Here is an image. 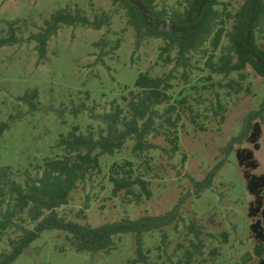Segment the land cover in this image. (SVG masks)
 <instances>
[{"label": "rangeland", "instance_id": "1", "mask_svg": "<svg viewBox=\"0 0 264 264\" xmlns=\"http://www.w3.org/2000/svg\"><path fill=\"white\" fill-rule=\"evenodd\" d=\"M180 2L183 0H154L153 5L155 10L170 11ZM219 3L218 10L227 5L234 12L242 1ZM60 8L79 9L89 20L105 13L110 25L99 31L60 27L47 43L46 59L38 64L35 42L26 39ZM128 19L119 0H0V37L7 35L12 23L20 40L0 48V123L9 125L0 135V168H10L20 185L26 172L33 177L36 166L62 155L55 147L61 137L74 128L80 133H86L88 127L96 131L101 125L91 114L109 111L112 102L124 107L121 98L133 90L139 73L160 77L172 69V64L164 65L159 60L160 39L143 40L135 49V33ZM256 40L264 49L261 33H256ZM227 42L221 40L213 61ZM204 48L206 55L192 58L186 78L181 69L175 71L168 91L169 103L184 99V104H175L181 112L176 129L179 150L167 154L170 145L160 134L148 137L158 149L135 158L131 153L133 142L127 141L118 153L102 156L100 174L79 185L70 194L68 206L58 209L66 219L97 227L122 219L164 216L178 207L174 221L143 235L148 264H257L260 258L253 251L254 241L249 235L247 212L252 198L245 189L243 169L234 151L227 157L224 152L231 139L244 130L247 116L259 107L264 79L249 64L240 73L242 78L237 73L212 75L205 65L211 49L208 45ZM33 91L37 93L32 101L34 110L19 101ZM80 105L85 109L73 116L70 110ZM261 128L260 147L253 153L259 164L255 175H264V123ZM236 147L251 146L244 143ZM225 159L211 187L196 196L193 183L205 179ZM125 162H131L135 176L149 182V200L136 204L127 203L122 193L112 197L109 168ZM80 210L84 220L77 215ZM15 235L6 233L0 249L6 250V238ZM114 239L115 247L109 253L93 254L73 250L58 230L44 231L12 264H130L135 258L132 234Z\"/></svg>", "mask_w": 264, "mask_h": 264}, {"label": "trees", "instance_id": "2", "mask_svg": "<svg viewBox=\"0 0 264 264\" xmlns=\"http://www.w3.org/2000/svg\"><path fill=\"white\" fill-rule=\"evenodd\" d=\"M119 1L127 11L128 23L135 33V49L139 48L143 40L160 39L163 45L160 47L159 60L173 67L160 77H153L148 72L139 73L133 90L121 98L124 107L112 102L109 111L91 114V118L101 125L96 131L88 127L86 133H80L74 128L68 135L61 137L55 147L61 149L62 155L45 160L42 166H36L37 172L33 177L26 172L23 185L15 180L10 168H0V245L6 233L12 231L16 234L14 238H6V250L0 249V264H12L24 249L49 230L63 233L76 252L93 254L109 253L115 247L116 236L132 234L135 258L130 264H148L149 251L143 250V235L160 230L174 221L178 207L164 216L122 219L97 227L87 222L66 219L59 215L58 209L68 206L70 194L79 185L100 174L99 159L102 156H113L122 150L127 141L133 142L131 153L135 158L158 149V146L148 141L149 136L163 135L170 145L167 154L174 155L179 150L176 129L181 112H178L175 104H184V99L169 103L168 91L172 88L175 71L181 69L182 77L186 78L185 73L193 66L192 58L199 54L206 55L205 45L211 49L205 65L212 75L228 77L232 73L240 74L249 64L264 79V49L256 40V33L264 37V0H241V5L234 12L227 5L218 10L219 0H183L178 3V8L170 11L164 8L155 10L154 0H138L143 9L138 8L133 0ZM109 25L110 17L105 13L89 20L79 9L70 11L60 8L52 12L43 22V27L26 41L35 42L39 64L46 59L47 43L57 35L60 27L80 26L99 31ZM222 39L228 42L220 48V55L213 61ZM19 42L11 23L7 35L0 37V48ZM101 43L104 44L103 41ZM117 47L118 44L112 50ZM36 97L37 93L33 91L29 96L20 97L19 101L34 110L32 101ZM160 106H164L162 111L158 110ZM84 109L85 106L80 105L72 108L70 113L77 116ZM261 123H264V96L257 110L247 116L244 130L231 139L224 152L225 157L235 152L238 166L243 169L245 189L252 198L247 217L251 221L248 228L254 241L253 251L260 257L257 264H264V175L253 173L259 165L253 153L260 147ZM8 128V123H0V135ZM244 143L251 147L235 148ZM225 161L215 166L205 179L193 183L196 196L211 187ZM107 179L112 197L122 193L127 203L136 204L151 197L149 182L135 176L131 162L111 165ZM77 215L85 219L83 210Z\"/></svg>", "mask_w": 264, "mask_h": 264}, {"label": "water", "instance_id": "3", "mask_svg": "<svg viewBox=\"0 0 264 264\" xmlns=\"http://www.w3.org/2000/svg\"><path fill=\"white\" fill-rule=\"evenodd\" d=\"M134 3L138 8L143 9V5L140 2L135 1Z\"/></svg>", "mask_w": 264, "mask_h": 264}]
</instances>
